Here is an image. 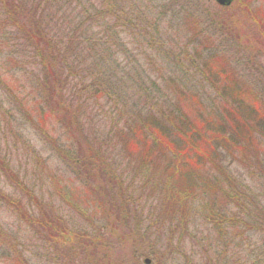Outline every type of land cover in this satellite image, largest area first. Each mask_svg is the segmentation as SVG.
Returning <instances> with one entry per match:
<instances>
[{"label": "trees", "instance_id": "1", "mask_svg": "<svg viewBox=\"0 0 264 264\" xmlns=\"http://www.w3.org/2000/svg\"><path fill=\"white\" fill-rule=\"evenodd\" d=\"M86 1L88 5L80 7L72 19L69 16L65 18L64 29L51 31L40 25L47 9L55 3H62L65 9L79 6L77 0H0V43L3 42V46L11 48L8 60L16 63L15 57L19 58L17 63L21 62L25 72L34 76L33 88L36 94L41 96L39 89L43 92L42 100L49 108V116H56L58 123L63 118L62 121H65L72 136L73 147L60 149L67 168L76 180L82 182L83 187H94L93 191L98 187V192H95L98 199L96 208L102 214H107L108 207L113 206V203L105 205L102 201L113 198L118 199L117 202L128 203L131 206L129 210L132 211L134 197L123 191L122 187H167L162 190L164 201L159 205L157 213L160 218L151 217L152 215L145 218L155 231H166V237L159 232L155 233L156 240L151 243L148 235L150 233L140 232L138 215L149 206L146 200L150 195L146 199L141 195L138 197L136 217L133 218L136 228L133 223H126L145 240L144 249L136 244L135 249L130 250L129 256L134 259L133 264H139V252H144L145 255L149 250L154 252L153 258L157 264H162L161 259L164 260L167 255H186V237L190 236V232L188 229L187 233L185 229L188 209L182 200L193 197V187L201 188L203 193L209 191L212 197L208 205H202L203 216L200 214V218L207 223L209 231L214 232L216 238L210 236L208 239L204 236L197 241L196 244L202 247V253L205 251L202 257L210 251L213 256L226 253L228 246L225 241L223 243V238L228 234L227 228L243 225L244 221H240V218L243 216L244 219V216L250 214L248 207L254 202L249 200L242 180L230 175L227 170L230 164L225 162L228 158H235L243 167L251 165L250 157L257 152L261 140H264V102L259 105L258 101L262 100L256 98L251 89L237 82V74L221 62L222 58L216 54L205 56L206 46L191 42L196 43L193 55L198 66L195 68L198 67L199 79L205 85V93L192 90L195 85L190 80L174 79L173 70L176 64L173 61L165 62L161 69L164 78H167L166 85L175 87L177 93L180 91L186 99L188 95L193 96L189 104L195 105L196 111H193L196 118H189L178 101L174 102L164 95H161V99L158 98L160 101L148 95L146 103L142 105L136 94L122 92L124 89L121 79L129 76L130 71L126 70L131 68L134 71H131L130 80H133L132 76L140 75L143 67L138 69L139 61L133 57L124 63L112 60L113 48L116 53L126 51L125 47L120 52L123 43L117 28H129L131 23L111 24L112 18L114 22L120 21L117 13L107 8L111 0ZM117 12L120 13V10ZM69 19L71 20L68 21ZM93 25L98 26L99 30L92 32ZM129 34L132 35V31ZM115 81L122 88L116 87L113 83ZM201 88L203 87L200 84ZM87 101H90L94 109L104 111V118L109 121L107 139L103 142L95 136L90 139L89 134L84 136L82 131L79 134L82 136L80 142L72 134L73 130H78L76 122H82L83 117L87 116ZM110 141L116 146L113 153L109 151L111 146L108 149ZM116 160L121 162L116 164ZM4 162L2 160L1 163L4 165ZM255 164L258 168L261 162L255 161ZM110 187H113L117 197L109 194ZM170 193L179 196L181 200L177 204L170 203ZM102 198L104 199L101 200ZM258 209L259 220H256L261 227L264 226V212H260V206ZM173 215H176L177 222L172 219ZM27 217L28 225L33 227L40 238L43 233L44 244L56 245L58 248H61L60 245L66 247L71 244L65 223L57 228H50L49 234L50 222L47 214L42 212L39 217ZM53 218L59 219L56 215ZM103 218L107 222L105 225L114 232L110 242L118 238L116 228L125 232L122 238H129L127 230L122 228L123 221L119 223L107 217ZM95 227L93 226V230ZM80 232L84 233L81 229ZM244 233H247V228L242 229L240 226L241 239ZM228 239L240 241L236 233L231 237L228 235ZM94 240L101 241L100 244L105 243V239L99 235ZM235 242L229 243L232 244L228 250L230 253L240 251ZM110 244L113 245L112 242ZM157 245L164 250L155 249ZM78 248H82L80 241ZM78 250L63 253V261L70 260L74 263ZM109 250L108 247L102 249L99 244L94 246V255L97 251L95 257L101 258V261L96 260L98 264H107L105 256L113 254ZM243 252L250 255L249 258L253 257V260L260 259L258 249L254 253ZM194 255L197 254L190 251L183 258L188 261L187 264H192ZM202 262L213 264V260ZM214 262L218 264L217 261Z\"/></svg>", "mask_w": 264, "mask_h": 264}, {"label": "rangeland", "instance_id": "2", "mask_svg": "<svg viewBox=\"0 0 264 264\" xmlns=\"http://www.w3.org/2000/svg\"><path fill=\"white\" fill-rule=\"evenodd\" d=\"M77 1L79 6L75 5L69 9H65L62 3L53 4L45 12L40 25L51 31L64 29L65 18L69 16L72 19L75 13L88 5L86 0ZM107 8L117 13L120 18V21L115 22L112 18V25L131 23L129 28H117L123 43L120 52H123L125 47L126 51L116 53L113 48L112 60L124 63L133 57L139 61L138 69L143 67L140 75H133V80H130L131 71L134 70L127 69L126 72L130 71L129 76L123 77L121 82L124 89L122 92L136 94L142 105L146 103L148 95L155 100L164 95L174 102L178 101L189 118H196L193 111H196L195 105L189 104L193 96L188 95L186 99L180 91L177 93L175 87L166 85L167 78H164L161 69L165 62L173 61L176 64L173 78L190 80L195 85L192 90L205 93V85L199 79L198 67L195 68L198 66L193 55L196 43L206 46L205 56L216 54L222 58L221 62L237 74V82L251 89L256 98L262 100L257 99L259 105L264 102V0H232L228 6H220L215 0H111ZM100 16L102 19V15ZM98 30L96 25L91 27L92 32ZM131 31L132 35L129 34ZM10 49L3 46V42L0 43V264H98L96 260L101 261V258L95 257L97 251L94 255V246L97 244L102 249L110 248L109 251L113 253L105 256V263L133 264L129 256L130 250L135 249L136 244H139L141 249L145 248V240L137 230L132 231L127 225V222L133 223L136 228L133 218L136 217L135 206L139 203L138 197L141 195L146 199L147 195H150L146 200L149 206L138 217L140 232L150 233L149 241L152 243L156 240L155 233L159 232L161 236L166 237L167 232L163 229L155 231L145 218L150 215L160 218L157 213L159 205L164 201L162 190L167 187H122L123 191L134 197L132 211L129 210L131 206L128 203L117 202L118 199L113 198L111 201H102L105 205L113 203L115 206L114 209L113 206L108 207L107 214H102L100 209L96 208L98 199L95 192H98V187H95L94 191V187H83L82 182L76 180L67 168L62 157L61 148L73 147L72 136L65 126V121H62L64 119L61 118V123H58L56 116H49V108L42 100L43 92L38 90L41 93L39 97L33 88L34 76L25 72L21 62L17 63L18 57H15L17 64L8 60ZM201 55L203 58L202 53ZM113 83L122 88L119 82ZM200 84L203 87L201 89ZM207 91L211 92L209 88ZM86 105L87 116L83 117L82 122H76L78 130H73L72 134L80 142L81 131L83 135L89 134L90 139L95 136L103 142L107 139L109 121L104 118V111L94 109L90 101H87ZM111 142L108 149L111 146L109 151L113 153L116 146ZM257 148V152L249 159L251 165L243 167L235 158H228L225 162L230 164L227 169L230 175L242 180L249 200L254 202L248 207L250 214L244 216V219L243 216L240 218V221H244L243 225L237 224V228H227L228 234L223 238V243L225 241L228 246L227 252L213 256L210 251L202 257L205 251L202 253V247L196 244L197 241L204 236L208 239L210 236L216 238L215 233L209 231L207 223L200 218L202 205H208L212 197L209 191L203 193L201 188L193 187V197L182 200L188 209L185 229L187 233L188 229L190 232V236L186 237V255H167L164 260L161 259L162 264H187L188 261H185L183 256L187 257L190 251L198 255H194L192 264H203L202 261L208 260H213V264L214 261L218 264H264V226L260 227L256 220H259L258 206L261 207L260 212H264V140H261ZM221 155L220 158H223ZM1 159L5 161L4 165ZM255 161H260L259 167L262 168H257ZM119 162L121 161L116 160V164ZM108 190L109 194L117 197L113 187ZM168 195L170 203L177 204L181 200L175 194ZM218 198L220 199V196ZM42 212L49 217V234L50 228H57L65 223L71 244L66 247L60 245L61 248L44 244L43 233L40 238L26 221L27 216L36 218ZM54 215L59 219L53 218ZM103 217L119 223L123 221L122 228L127 230L129 238H122L125 232L116 228L118 238L111 240V245L110 239L114 237V232L105 225L107 222ZM172 219L177 222L176 215H173ZM93 226H96L94 230ZM240 226L242 229L247 228V233H244L242 239ZM80 229L84 233L80 232ZM234 233L239 235L240 241L228 239V235L231 237ZM97 235L103 237L105 243L96 242L94 238ZM159 238L157 235V239ZM79 241L82 244L80 249ZM232 242L236 243L240 251H228L232 247L229 243ZM155 249L164 250L159 245ZM257 249L261 254L259 260L249 258L250 255L243 252L254 253ZM71 250H78L76 260L74 263L70 260L64 262L62 254L70 253ZM222 251L224 252V249ZM148 254L146 251V258L151 259L150 264H157L153 256ZM142 259L140 257L137 260L139 264H143Z\"/></svg>", "mask_w": 264, "mask_h": 264}, {"label": "flooded vegetation", "instance_id": "3", "mask_svg": "<svg viewBox=\"0 0 264 264\" xmlns=\"http://www.w3.org/2000/svg\"><path fill=\"white\" fill-rule=\"evenodd\" d=\"M148 253H149L150 256H153V253H154V252L151 251V250H149ZM138 254H140L139 256L143 258V259H142V263H143V260L145 259V257H144V256H145V255H144V252H139ZM134 255H137V253H134ZM140 257H138L137 259H139ZM132 260L134 261V259H132ZM150 262H151V259H150ZM143 264H145V263H143ZM149 264H150V263H149Z\"/></svg>", "mask_w": 264, "mask_h": 264}, {"label": "water", "instance_id": "4", "mask_svg": "<svg viewBox=\"0 0 264 264\" xmlns=\"http://www.w3.org/2000/svg\"><path fill=\"white\" fill-rule=\"evenodd\" d=\"M231 0H217L219 4H229Z\"/></svg>", "mask_w": 264, "mask_h": 264}]
</instances>
